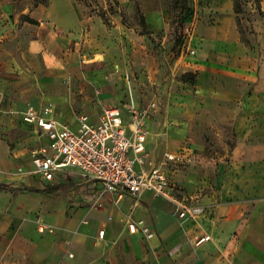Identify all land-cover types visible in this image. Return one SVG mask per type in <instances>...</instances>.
Segmentation results:
<instances>
[{"label":"crops","instance_id":"0c3cea01","mask_svg":"<svg viewBox=\"0 0 264 264\" xmlns=\"http://www.w3.org/2000/svg\"><path fill=\"white\" fill-rule=\"evenodd\" d=\"M232 1L214 0L220 11L216 23L201 24L195 39L201 97L242 100L229 106L234 114L233 149L223 157L228 161L215 167L214 160L197 158L194 149L177 151L175 142L188 144L182 123L171 129V150L186 159L171 163V173L164 167L175 198L208 208L205 216L192 220L180 219L173 203L148 192L140 198L126 195L119 202L107 193L99 208H91L56 202L38 191L41 188L18 190L10 145L27 139L35 151L49 142L22 121L25 111L49 107V118L76 130L78 113L96 124L105 108L119 106L104 104L97 110L84 101L75 104L80 99L79 68L103 61L105 53L97 52L90 60L80 53L77 39L83 23L71 0H49L35 8L32 0H0V131L8 135H0V264H264V22L255 20L252 40L241 39ZM261 4L264 10V0ZM158 13L146 15L157 25ZM180 107L187 115L196 112L187 104ZM19 121L27 135L16 140L12 131ZM147 130L145 168L161 167L152 144L161 142L163 134L155 133L149 119ZM30 159L36 179L50 187L86 183L90 193L102 189L99 181L85 180L74 168L45 181L35 173L32 155ZM104 214L111 223L101 220ZM129 221L148 226L153 236L130 233ZM205 234L210 239L196 246Z\"/></svg>","mask_w":264,"mask_h":264},{"label":"rangeland","instance_id":"374dc122","mask_svg":"<svg viewBox=\"0 0 264 264\" xmlns=\"http://www.w3.org/2000/svg\"><path fill=\"white\" fill-rule=\"evenodd\" d=\"M71 2L81 14L83 23V31L77 39L80 53L87 54L89 60L97 52L105 53L103 61L89 62L79 68L76 85L80 99L75 104L79 106L86 102L88 108L89 104L96 105L97 110L100 105L116 104L126 112L132 108L147 111L148 119L154 123L155 133L163 134L161 142L152 144L155 160L159 166L167 167L170 173L171 162H166L165 154H176L184 146L194 149L197 158L214 160L211 162L213 167L228 161V157H223L230 154L234 146L233 127L230 124L234 114L230 107L241 105L242 100L201 97L202 84L196 66L199 44L195 34L201 24L216 23V15L220 11L215 7L214 0ZM232 2L231 13L235 16L241 39L252 40L256 35L255 20L264 22L261 0ZM40 4L48 5L49 0H32L31 7ZM237 7L238 14L235 12ZM148 11L159 12L157 25L146 15ZM98 57L102 58L99 54ZM183 104L191 106L196 112L187 115L180 107ZM22 121L12 131V137L16 140L27 135ZM182 123L187 126L184 136L188 144L175 142L177 151L171 150V129L179 128ZM0 135L7 139V133L0 131ZM26 142L27 139L20 140L18 145H10L14 174L19 177L16 182L19 191H37L36 188H41L38 191L56 202L100 207L101 198L98 193L89 192V184L50 187L38 181L32 172L30 157L33 150ZM17 152L18 156H15ZM200 162L205 165V162ZM101 220L106 224L111 223L106 214Z\"/></svg>","mask_w":264,"mask_h":264},{"label":"built area","instance_id":"2783aa9c","mask_svg":"<svg viewBox=\"0 0 264 264\" xmlns=\"http://www.w3.org/2000/svg\"><path fill=\"white\" fill-rule=\"evenodd\" d=\"M51 112L46 107L41 111L29 108L23 113V121L34 126L49 141L47 146L32 152L34 171L43 180L53 182L57 173L74 168L85 179L102 184L99 198L110 193L119 202L126 195L140 198L148 192L173 203L179 218L198 220L207 214L205 207L187 204L174 197L172 181L163 167L145 168L147 111L129 109L126 123L121 108L108 107L96 124L90 123L88 115L79 116L76 130L49 118ZM185 159L183 153L165 154L166 162L178 163ZM128 230L130 233L141 231L148 237L154 234L141 222L129 221ZM104 233L101 230L99 238L103 239ZM209 239V235H202L195 245Z\"/></svg>","mask_w":264,"mask_h":264},{"label":"trees","instance_id":"16d2710c","mask_svg":"<svg viewBox=\"0 0 264 264\" xmlns=\"http://www.w3.org/2000/svg\"><path fill=\"white\" fill-rule=\"evenodd\" d=\"M133 1H134V0H133ZM235 12H236V14L239 13L238 7H237V10L235 9ZM29 21H31V20H29ZM191 82H195V81H194V80H191Z\"/></svg>","mask_w":264,"mask_h":264}]
</instances>
